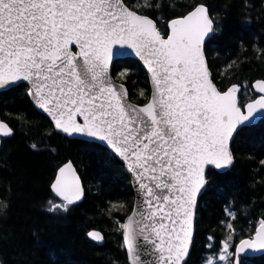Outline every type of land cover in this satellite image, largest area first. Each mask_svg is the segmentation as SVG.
<instances>
[{
  "label": "snow or ice",
  "instance_id": "snow-or-ice-1",
  "mask_svg": "<svg viewBox=\"0 0 264 264\" xmlns=\"http://www.w3.org/2000/svg\"><path fill=\"white\" fill-rule=\"evenodd\" d=\"M154 7H160L154 0H0V88L26 82L57 130L100 141L124 162L142 201L120 224L131 264H143L142 256L154 257L148 264H186L205 168L233 164V134L264 118V81L254 84L261 95L247 103L238 85L220 90L203 53L215 31L208 7L196 3L170 20L166 33L136 10ZM121 49L147 70L152 91L144 104H133L128 89L112 80ZM0 134L12 130L0 123ZM50 188L62 203L50 200L49 212H67L84 195L71 163L58 168ZM226 228L220 261H228L235 232L231 223ZM88 236L103 239L96 231ZM244 249H264V218L236 246Z\"/></svg>",
  "mask_w": 264,
  "mask_h": 264
},
{
  "label": "trees",
  "instance_id": "trees-1",
  "mask_svg": "<svg viewBox=\"0 0 264 264\" xmlns=\"http://www.w3.org/2000/svg\"><path fill=\"white\" fill-rule=\"evenodd\" d=\"M154 2L160 7L136 10L165 33L170 20L203 2L215 29L205 45L213 82L220 90L241 87V103L257 97L251 86L255 80H264V0ZM113 76L127 87L132 102L146 103L148 78L136 60L115 61ZM27 89L20 84L0 92V117L13 130L0 147V264H128L120 224L131 212L134 195L124 165L97 143L55 132L31 103ZM231 149L234 164L228 171H207L186 264H205L210 254L220 252L229 234L228 223L235 229L228 257L233 264L235 245L252 236L264 218V118L240 129ZM68 161L84 183V199L67 212H49L50 200L62 203L50 184ZM225 209L234 212L235 219ZM93 229L103 234L102 245L88 238ZM241 264H264V255L241 258Z\"/></svg>",
  "mask_w": 264,
  "mask_h": 264
},
{
  "label": "water",
  "instance_id": "water-1",
  "mask_svg": "<svg viewBox=\"0 0 264 264\" xmlns=\"http://www.w3.org/2000/svg\"><path fill=\"white\" fill-rule=\"evenodd\" d=\"M168 23H169V22H168ZM213 26H214V22H213ZM213 33H214V32H213ZM213 33H210L207 37H205V40H204V43H203V53H204V57H205V61H206L207 65H208V62H207V58H206V55H205V45H206V42L208 41V39H210V38L212 37ZM126 58H131V59L136 60V61H137L142 67H143L144 71L146 72L147 78H148V83H149V87H150V94H151V91H152V85H151V83H150V81H149V76H148L147 70H146V68H145V66H144V64H143V62H142L138 57H136L134 53H131L130 50H123V49H121V50H119V51L117 52V54L115 55V57H114V59H113V62H112V65H111V67H110V75H111V77H112L113 82H114L115 84H117V85H120V84L124 85L123 83H121V82L115 80V78H114V76H113V64L115 63V61L122 60V59H126ZM208 71H209L210 76H211V78H212V74H211V71H210V69H209V65H208ZM257 81H264V80H263V79H258V80H255V81L252 83V86H251V87H252V90L256 93V95H257V97H258V96L261 95V93H258V92L255 90V88H254V84H255ZM20 84H24V85L27 86L26 82H18V83H16V84H9V85L4 86L3 88H0V92H2V91H6V90H8V89H10V88H13V87H15V86H17V85H20ZM124 86H125V85H124ZM125 87H126V86H125ZM27 88H28V86H27ZM126 88H127V87H126ZM229 88H230V87H229ZM239 88H240V91H241V87H239ZM240 91H239V93H240ZM239 93H238V96H239ZM27 95H28V93H27ZM28 97H29L31 103L33 104V106L37 109V111L40 112L43 116H45V117L49 120V122L52 124V126H53L55 132H57V133H59V134H63V135H65L66 137H68L69 139H78V140H82V141H86V142L97 143V144H99V145L105 147V148L108 149L109 151H111L109 148H107V147H106L102 142H100V141L93 140V139H90V138H85V137H83V136H81V135H79V134L68 135V134H66V133L60 132L59 130H57V129L55 128L54 123L51 121L50 117H48L47 114L44 113L43 110L40 109V108L35 104V102L32 100V98H31L29 95H28ZM129 97H130V95H129ZM257 97H256V98H257ZM130 100H131V99H130ZM131 102H132V101H131ZM248 102H249V101H248ZM132 103H133V104H137V103H134V102H132ZM246 103H247V102H246ZM261 119H263V118H261V117L258 116L255 120L252 121V123H251L250 125H246V126H245V125H241V126L238 127L236 133L233 134V138H232V140L229 142V149H230L231 153H232V149H231L232 142H233V140H234L235 135L237 134V132H238L240 129L244 128V127H248V126H252V125L257 124ZM0 123H4V124H6V125L11 129V127L9 126V124H8L7 122H5L4 120H2L1 117H0ZM11 130H12V129H11ZM12 134H13V130H12ZM12 134H11V135H12ZM11 135H10V136H11ZM10 136H6V137H5V136H3L2 134H0V147H1L2 139L8 138V137H10ZM111 153H112V154H113V155H114V156H115V157H116V158H117V159H118V160L124 165V167H125V169H126V171H127V174H128V176H129L130 184H131V188H132L133 195H134V197H133V206H132L131 212H130L129 215L124 219V222H123V223H127V218H128L130 215H132V212H133L134 210H136V209H138V208L140 207L142 201H141V197H140V196L138 195V193H137V187H136V185H135V181H134V179H133L131 173L128 171L127 167L125 166L124 162H123L119 157H117L112 151H111ZM232 155H233V153H232ZM66 163H71V164L73 165V168L75 169L76 174H77V175L79 176V178H80V185H81V187L83 188V191H84V195L82 196V198H81L79 201H77V202L75 203V204H77V203L81 202V201L84 199V196H85V186H84V183H83V181H82V179H81V177H80V175H79V173H78L76 167L74 166V164H73L71 161H68V162H66ZM66 163H64V164H66ZM64 164H63V165H64ZM233 164H234V156H233ZM233 164H232L231 166H229L228 168H224V169H216L215 166H213V165H208V166H206V168H205V177H206V180H207V176H206V175H207V171H208L209 169H213V170H215V171H217V172H219V173H224V172L228 171V170L233 166ZM63 165H61V166H63ZM56 173H57V171H56ZM55 175H56V174H55ZM53 180H54V179H53ZM206 186H207V183H206L204 189L201 190V193L197 196L196 208H195V210H194V216H193V220H192V233H193V236H192V244H191V246H190V251H189V255H188V257L186 258V262H187V260H188V258H189V256H190V253H191V250H192V247H193V239H194V235H195V220H196V210H197V205H198V202H199L200 197L202 196V194H203L204 191L206 190ZM50 189H51V188H50ZM51 192H52V191H51ZM52 193H53V192H52ZM53 195L55 196L54 193H53ZM55 197H56L58 200H60L59 197H57V196H55ZM60 201H61V200H60ZM91 231L99 232V233L101 234V236L103 237V239L100 240V241H93L89 236H88V238H89L90 240H92L93 242H95L97 245H102V244L104 243V236H103V234H102L99 230H96V229L90 230L89 232H91ZM89 232H88V233H89ZM87 235H88V234H87ZM122 239H123V230H122ZM244 239H247V238H244ZM139 242H140L141 244H143L142 239H141ZM239 242H240V241H239ZM239 242H238V243L235 245V247H234V260H233V264H241V258H254V257H260V256L264 255V249H244L242 252H237V251H236V246L239 244ZM123 245H124V249H125L126 254H127L128 264H131V260H130V258H129V255H128V252H127L126 246H125V244H124V240H123ZM149 247H150V246H149ZM152 259H154V257H143V256L141 257V260H142L143 264H148V262H149L150 260H152Z\"/></svg>",
  "mask_w": 264,
  "mask_h": 264
},
{
  "label": "rangeland",
  "instance_id": "rangeland-1",
  "mask_svg": "<svg viewBox=\"0 0 264 264\" xmlns=\"http://www.w3.org/2000/svg\"><path fill=\"white\" fill-rule=\"evenodd\" d=\"M222 250H223V248L221 249L220 252H218V253H213V254H210V255H209V257H213V258H214V260H215V264H218V263H222V262H224V261H220V260H219V254L222 252ZM229 254H230V249H229Z\"/></svg>",
  "mask_w": 264,
  "mask_h": 264
}]
</instances>
